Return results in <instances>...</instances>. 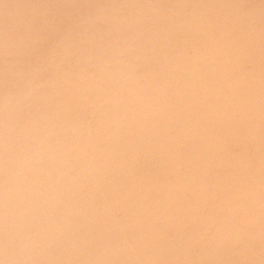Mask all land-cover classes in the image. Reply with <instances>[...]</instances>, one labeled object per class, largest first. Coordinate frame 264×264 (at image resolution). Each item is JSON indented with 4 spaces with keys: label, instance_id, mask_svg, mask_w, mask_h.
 <instances>
[{
    "label": "rangeland",
    "instance_id": "374dc122",
    "mask_svg": "<svg viewBox=\"0 0 264 264\" xmlns=\"http://www.w3.org/2000/svg\"><path fill=\"white\" fill-rule=\"evenodd\" d=\"M0 264H264V0H0Z\"/></svg>",
    "mask_w": 264,
    "mask_h": 264
}]
</instances>
